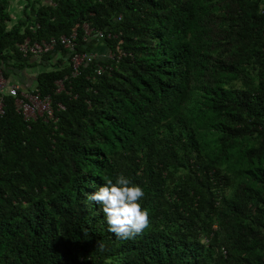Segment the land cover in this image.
Here are the masks:
<instances>
[{"label":"trees","instance_id":"16d2710c","mask_svg":"<svg viewBox=\"0 0 264 264\" xmlns=\"http://www.w3.org/2000/svg\"><path fill=\"white\" fill-rule=\"evenodd\" d=\"M7 6L0 264H264V0H26L11 26ZM72 31V50L18 47ZM83 51L111 58L72 78ZM21 93L52 118L24 119ZM118 174L150 212L128 240L87 197Z\"/></svg>","mask_w":264,"mask_h":264},{"label":"clouds","instance_id":"9594fccd","mask_svg":"<svg viewBox=\"0 0 264 264\" xmlns=\"http://www.w3.org/2000/svg\"><path fill=\"white\" fill-rule=\"evenodd\" d=\"M87 197L100 206L108 231L119 239H133L150 226V212L140 203L145 197L143 188L123 174L115 182L107 179ZM98 247L103 249V244Z\"/></svg>","mask_w":264,"mask_h":264},{"label":"built area","instance_id":"2783aa9c","mask_svg":"<svg viewBox=\"0 0 264 264\" xmlns=\"http://www.w3.org/2000/svg\"><path fill=\"white\" fill-rule=\"evenodd\" d=\"M84 32L82 40L89 41L91 32H93L86 25L82 26ZM94 37L102 38L103 35L100 32H94ZM63 47L64 49L72 50L76 47V32L72 31L68 36H59L58 38H51L47 41L39 42H30L28 39H25L22 43L18 45L19 50L22 52H29L33 55H39L53 50V47L56 45ZM110 59L111 56L109 53L100 54L94 52H80L73 53L68 58V64L70 66V77H76L79 74L80 67L84 63H90L96 58ZM109 70V66L102 65L95 68V74L100 75L104 71ZM66 79V77H64ZM57 90H61L62 85L61 81L56 82ZM18 85L13 81L7 82L0 73V93L6 91L10 96H15L17 94ZM21 98L17 99L15 102L16 109L23 116L24 119H32L36 116H43L45 114L47 119L52 118V111L49 105V99L39 98L38 95L32 93H21ZM58 108H62L58 105ZM0 114H2V104L0 102Z\"/></svg>","mask_w":264,"mask_h":264},{"label":"rangeland","instance_id":"374dc122","mask_svg":"<svg viewBox=\"0 0 264 264\" xmlns=\"http://www.w3.org/2000/svg\"><path fill=\"white\" fill-rule=\"evenodd\" d=\"M25 2L26 0H8L7 13L9 15L10 21L7 22V26L16 24L17 19L15 20V18H19V19L20 17L22 18L21 8L25 4ZM29 18H30V14H29Z\"/></svg>","mask_w":264,"mask_h":264},{"label":"crops","instance_id":"0c3cea01","mask_svg":"<svg viewBox=\"0 0 264 264\" xmlns=\"http://www.w3.org/2000/svg\"><path fill=\"white\" fill-rule=\"evenodd\" d=\"M7 1H8V0H7ZM16 19L19 20V18H15V20H16ZM20 19H22V18L20 17ZM29 75H30L29 77H31V74H30V73H29Z\"/></svg>","mask_w":264,"mask_h":264}]
</instances>
